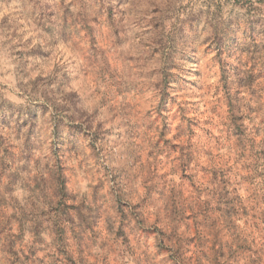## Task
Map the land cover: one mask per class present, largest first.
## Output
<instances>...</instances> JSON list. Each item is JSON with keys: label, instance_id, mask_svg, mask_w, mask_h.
<instances>
[{"label": "rangeland", "instance_id": "obj_1", "mask_svg": "<svg viewBox=\"0 0 264 264\" xmlns=\"http://www.w3.org/2000/svg\"><path fill=\"white\" fill-rule=\"evenodd\" d=\"M91 2L103 6L104 12L91 17L93 27L85 26L86 40L82 43L86 47L102 58L105 53L118 52L127 44L129 52L133 53L127 57L132 69L138 71L140 63L156 65L149 73L151 86L145 83L147 77L140 74L139 82L130 77L123 87H119L115 81L120 73L111 70L115 62L112 66H102L96 61L89 63L87 78L93 85L97 79L103 82L105 76L114 82L112 87L123 105L121 125L126 129L120 134L124 137L123 142L129 146L135 143L142 127L153 138L152 147L143 158L141 173L133 175L129 170L121 169L106 182L97 170V178L92 184L83 181L90 188L91 200L96 202L101 190L115 189L119 193L122 187H131L137 180L143 193L147 191L144 181L148 180L149 188L156 193L151 203L154 211L148 217L151 226L140 228L134 242L137 246L151 245L158 258L157 264H165V260L168 264H264V104L253 106L255 101L264 99V60L260 59L264 52V20L246 21L240 35L226 26L217 32L215 39L209 38L211 43L205 40L200 44L203 29L193 25L201 19L202 11L191 13L178 28L169 25L173 34L166 41L163 37L152 38L156 45L152 48L145 43L148 54L141 56L136 54L133 45L128 44L126 36L120 38L121 30L115 29L114 25L117 15L128 16L132 10L129 7V11H125V5L150 0ZM143 22V18L133 21L136 25ZM160 27V22L152 24L154 29ZM143 35L147 36L148 31ZM140 36L137 33L135 38L139 40ZM60 37L68 44L71 33L61 30ZM74 47L63 48L64 54L71 57ZM35 54L44 60L50 55L39 49ZM51 58L53 71H56L57 61L63 57L57 53ZM120 68H124V61L120 62ZM142 84L152 92L148 101L137 92ZM125 93L128 94L127 103ZM0 107H3L0 132L8 133L14 128L18 135L21 122L19 115L11 110L12 103L5 101ZM34 110L33 106L24 109L28 120L32 119ZM140 113L152 117L151 123L145 126L142 117L134 123ZM74 120V116L60 117L54 126V134L60 125L67 133L63 138L58 137L65 156L71 157L80 151L90 135L88 149L94 151L96 143L107 142L112 133V129H107L105 133L90 134ZM24 126L29 127L27 122ZM5 143V136L0 135V264H16L19 259L16 248L25 240L29 244L26 251L22 250L24 264H37V261L43 264L45 259L49 264H58L60 257L65 258L66 264H82L79 261L85 240L82 233L95 225L107 236L110 218L102 220L99 210L90 218L86 215V211H91L90 205L84 200L77 202V194L66 191L68 179L62 175L64 167L60 163L59 150L52 153L54 161L43 162L45 169L56 167L61 173L48 182L56 185L53 190L55 203L49 204L42 193L43 202L48 206L37 209L31 197L33 191H41L44 183L39 174L42 162L32 155L33 149L27 142L20 152L12 151L13 145L5 147ZM157 157L162 158L164 164L158 170L155 167ZM132 163L133 166L139 163V157ZM107 171L105 168L104 173ZM18 188L19 196L13 197ZM165 195L171 208L167 204L163 206V219L167 223L158 226L162 220L155 210V203ZM19 200L25 204L20 205ZM125 207L127 204L119 198L114 206H110L112 214L120 217L118 237L125 234ZM77 221L82 225L80 231L70 229L71 244L77 249V259H72L67 255L69 245L62 225H75ZM46 224L51 231L45 228ZM13 227L15 231H11ZM41 233L48 237L47 244ZM122 243L126 245L127 239ZM53 244L58 246L53 251H46ZM105 246L106 242L102 243L101 249ZM90 264H97L94 256Z\"/></svg>", "mask_w": 264, "mask_h": 264}, {"label": "clouds", "instance_id": "obj_2", "mask_svg": "<svg viewBox=\"0 0 264 264\" xmlns=\"http://www.w3.org/2000/svg\"><path fill=\"white\" fill-rule=\"evenodd\" d=\"M49 4L53 6L47 7ZM129 7L132 10L128 16L117 15L114 28L121 30L120 38L126 36L128 44L133 45L136 48V54L141 56L148 54L145 43L152 48L156 46L152 43V38L163 37L166 41L173 34L169 25L173 29L178 28L191 13L202 11L201 19L193 25L203 29L200 44L209 40L210 37L215 39L217 32L226 26H230L237 35H240L246 21L255 18L264 20V0H150L147 3L125 5L124 10L129 11ZM50 12L55 14L49 15ZM103 12V6L93 4L91 0H0V106H3L5 101H10L12 112L19 115L21 122L18 135L14 128L8 133L0 132V135L5 136L4 146L13 145L14 152L24 150L27 142L33 149L32 155L41 160L39 174L44 178V183L41 184V191H33L31 197L37 209L48 206L43 202L42 193L46 195L49 204L55 203L53 190L56 185L48 182L54 181L61 173L56 167L45 169L43 162L54 161L55 157L52 153L59 150L60 163L64 167L62 175L68 179L66 191L77 194V202L84 200L90 205L91 211H86V215L90 218L95 216L97 210L101 213L102 220L110 218L108 219L110 232L107 236L99 232L95 225L91 230L86 229L82 233L85 236L79 254V261L82 264H90L92 256L96 258L97 264H101L102 260L103 264H157L158 258L153 254L151 245L137 246L134 242V237L138 235L140 228L151 226L148 217L154 211L151 203L156 193L149 188L148 180L144 181L143 186L147 191L143 193L139 190L141 185L137 180L131 187H122L119 193L115 189L110 192L101 190L96 202L91 200L90 188L83 183L87 181L89 185L92 184L97 178V170L101 172L106 182L111 181V176L121 169H127L133 175L141 173L144 169L143 158L152 147L153 139L142 127L139 129L141 133L139 139L130 146L125 144L124 137L120 135L126 131L121 125L124 119L121 113L123 105L120 104L115 88L112 87L114 82L105 76L103 82L97 79L93 85L87 78L89 63L96 61L102 66H112L115 62L111 70L120 73L116 76L117 86L123 87L130 77L139 82L140 74L147 77L145 83L151 86L149 73L151 68L156 66L152 63H140L138 71L132 69L127 57L133 53L129 52L127 44L118 52L110 51L102 58H98L82 43L86 40L85 26L93 27L91 17L102 15ZM139 18H143L144 22L140 25L134 24L133 21ZM157 22L161 23V27L152 28V24ZM61 30L71 33L68 44L61 40ZM145 31H148L147 36L143 35ZM137 33L141 34L139 40L135 38ZM209 42L211 43V40ZM72 45H75L73 54L68 57L64 54L63 48ZM37 49L50 54L49 58L41 59L35 54ZM57 53L63 58L57 61V70L53 71L51 57L56 56ZM260 59L264 60V52L260 54ZM121 61H124L123 69L120 68ZM137 92H140L144 101H148L152 96V92L143 84ZM124 101L128 102L127 93L124 95ZM151 102L155 103L154 100ZM256 103L264 104V99L255 101L254 107ZM222 104L223 101H221ZM36 105L40 107H35ZM28 106H33L35 109L31 113V120H28L27 113L24 111ZM2 110L3 107H0V111ZM68 116H74V122L83 125L90 134L105 133L107 129H112V133L107 142L96 143L94 151L88 149L90 135L89 139L83 142L80 151L71 157L65 156L64 150L59 146L58 137L63 138L67 133L64 126L60 125L54 134V126L58 118L66 119ZM140 117L143 118L142 123L145 126L151 123L152 117L145 116L143 113H140L133 122L135 123ZM24 122H27L29 127H25ZM166 139L170 138L166 137ZM137 157H139V163L133 166L132 162ZM161 159L157 157L155 161L157 170L164 166ZM105 168L108 170L107 174L104 173ZM46 184H48L47 187ZM12 195L18 197L19 188ZM117 198L127 204V207L123 209L127 217L123 221L124 237L117 236L120 217L114 216L110 210V206L115 205ZM17 202L20 205L25 204L23 200ZM137 204L139 207H135ZM166 204L170 209L171 202L167 195L155 203V210H158L162 220V224L158 226L167 223L163 219V206ZM62 227L67 233L69 245L67 255L77 259V249L71 244L70 229L75 228L80 231L82 225L77 221L75 225H62ZM45 228L51 231L49 225L46 224ZM11 231H15V228L13 227ZM41 235L45 236L47 244L48 237L45 233ZM125 238L126 245L122 243ZM53 239H55L54 236ZM105 242L106 246L102 250L101 244ZM28 244L29 241L25 240L16 248L19 254L16 264H24L23 251H26ZM56 246L58 245L53 244L47 247L46 251H53ZM7 259L5 257V260ZM37 264L40 262L37 261ZM43 264H49V261L45 259ZM58 264H66L65 258L60 257ZM165 264H168L166 260Z\"/></svg>", "mask_w": 264, "mask_h": 264}]
</instances>
